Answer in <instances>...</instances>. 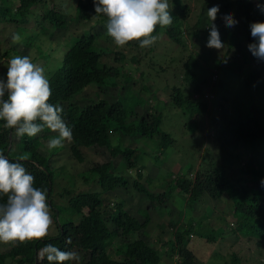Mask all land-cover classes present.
<instances>
[{"label":"trees","instance_id":"1","mask_svg":"<svg viewBox=\"0 0 264 264\" xmlns=\"http://www.w3.org/2000/svg\"><path fill=\"white\" fill-rule=\"evenodd\" d=\"M258 3L264 4V0H204L196 20L190 27L193 36L203 30L204 21L207 20V6L211 8L219 4L225 15L230 13V5L233 7L234 17L239 23L225 30L228 35L226 36L233 41L227 45L220 64L231 48L241 52L247 49V53L243 52L246 55L242 57V62L236 64L234 74L242 79L237 70L244 64L251 65V73L242 80H245L246 87L250 88L249 103L257 100L264 111V95L261 99L252 95L254 88L257 90L256 94L259 93L258 86L264 93V61H258L247 47L253 42L250 23L264 21V12L258 9ZM189 12L190 6L185 1L180 17L172 15L173 21L180 20L179 24L173 23L166 28L157 25L153 34L162 29V33L170 39L185 45L181 16L186 20ZM30 14L37 28L24 32L27 38L24 46L30 48L45 44L43 57H31L34 63L48 55L45 51L52 48L47 46L52 38V29L66 26L67 19L73 20L77 16L81 20H89L92 17L96 23L107 21L106 16L95 15L92 0H0V23H14L19 29L21 24L29 23ZM95 22H91L88 30L84 29L78 33L70 44L66 37L64 41L60 39L65 44V50L57 68L47 69V60L40 65L46 70L53 90L50 102L63 107V118L73 130V141L68 147L71 157L82 161L81 149L94 146L109 149L111 155H121L126 169L135 172L133 188L140 192L142 197L148 198L151 202L150 208L162 204L173 194L178 196L182 210H179L180 216L177 220L169 222L172 237L158 241V247H153L145 235L148 216L134 215L130 208L125 206L123 199L109 203L101 197L107 191L117 187L126 188L128 185L127 178L122 172L115 173L114 165L109 161L88 170L93 174L94 182H87L98 184V189L78 191L67 199L71 218L58 222L54 235H48L41 241H27L22 244L17 242L8 251L0 253V264L9 260L16 264H48L46 258L42 261L38 259L46 243L55 244L64 251L79 252L82 257L80 264H156V260L162 255H166L176 264H264V187L260 183L264 179V117L251 114L245 106L237 107L231 111V115L224 116L222 112L227 107L220 101L218 111L221 112L217 116L219 119L211 116L212 119L206 121L204 115L209 110V103L200 99L203 83L198 80L194 71L197 55L189 54L184 62V77L192 85L186 89L178 84L173 85L167 104L171 109H179L183 114L196 112L195 127L192 128L191 123L185 122L184 118L181 123L187 134L201 135L194 144L198 148L201 161L199 164L194 163L197 166L187 168L184 174L176 176L161 193L155 192L144 184V180L141 181L145 166L138 163L140 153L136 147L124 149L117 143L118 139L123 135L131 137L139 134L160 142L166 140L170 145L175 142L169 133L170 130L164 128V115L157 112L156 106L136 121L128 120L139 100L129 96L125 80H118L120 67L108 66L102 62L101 58L107 52L96 46L98 34L92 30ZM222 25L223 22L219 23V26ZM60 40H55V49L61 45ZM52 50L49 49L48 52ZM17 55L23 56L17 47H5L0 51V59L6 61L3 66L7 67V62ZM115 58L123 60L124 55L122 52H116ZM216 77L215 69L213 81ZM111 86L120 91L115 98L108 90ZM240 86L243 87V84ZM87 89L93 90V98L85 97L84 92ZM204 96L208 100L215 97L211 93ZM45 130L50 131L47 128ZM113 134L116 135L117 143L114 145L111 142ZM14 137L16 136L13 130L5 129L4 121H0V151L12 160L18 156L27 157L22 163L34 176V187L46 189L49 199L53 189L54 171L51 169V163L40 152L43 150V136H25L19 138L20 143L16 145L13 143ZM63 149L64 147L57 150ZM212 149L216 151L212 152ZM159 154L157 150L155 158ZM198 156L197 154L196 158ZM205 194L214 200L227 196L234 205V210L227 206L230 220L225 222L223 215L220 220L224 221V225L221 228L211 223L205 226L196 217H189L186 213V209L188 211L196 207ZM6 199V196H0V203L6 202ZM109 223L114 225L115 233L123 238L116 250V258L110 255L104 243L93 246H88L87 243L89 235L92 234H100L104 241L108 240L112 235ZM69 238L71 243L67 242ZM243 242H249V245L247 244L246 251L241 252L242 249L235 246ZM251 246L254 250L250 249ZM65 264L74 262L66 261Z\"/></svg>","mask_w":264,"mask_h":264},{"label":"rangeland","instance_id":"2","mask_svg":"<svg viewBox=\"0 0 264 264\" xmlns=\"http://www.w3.org/2000/svg\"><path fill=\"white\" fill-rule=\"evenodd\" d=\"M185 1L190 6V12L186 20L181 16L183 20L181 29L185 45L176 43L165 33H162L163 31L160 29L158 33L153 34L158 35L159 39L150 48H140L138 41H131L123 47H118L114 44L112 38L107 35V21L96 23L92 17L89 20H81L76 16L73 20L67 19L66 26L52 29L51 37L53 39L51 38L47 46L50 45L52 48L49 49L53 50L48 52V49L45 51L48 55L43 59L39 58L36 63L43 65L45 60H47V69L53 70L57 68L61 64V57L65 50V48H63L65 44L62 42L63 39L65 40L64 37L69 39L68 42L70 44L78 33H81L84 29L88 30L87 27L91 22L96 23L92 28V30L98 34L96 46L107 52V54L101 58L102 62L108 66L114 65L120 67V76H118V80H125L129 88V96L133 99L138 98L139 100V104L134 105L132 114L128 117V120L136 121L137 118L141 115H146L147 111L151 112V109L156 106L157 112L164 115L162 120L164 128L170 130L169 133L173 137V142H175L173 145H170L171 143L169 144L165 139V141L160 142L157 139L139 134L131 137L123 135L117 142L119 146L124 149L136 147L140 153L138 163H142L145 166V170L142 171L143 177L141 181L144 180V184L151 187L155 192L160 193L172 180L176 179V176L184 174L187 168L193 166L194 163L199 164L201 161L198 148L194 145L201 135L198 133H193L191 134L192 136L187 134V130L182 127L181 123L182 118H184L185 122L189 121L191 123L192 128L195 127L194 122L197 121L194 119H197L196 112L192 114H183L179 109H171L169 104H167L172 93L173 85L178 84L185 89L190 88L192 85V83L184 77V62L189 54L193 55L194 53L195 56L197 55V64L194 67V71L198 80L203 83L200 99L206 100L209 103V110L206 115H204L206 121L212 119L211 116H215L214 119H219L217 116H219L221 112L218 111L220 101L223 102V106L225 104L224 107H227V109H224V112H222L224 116L227 114L228 116L231 115V111L237 107L245 106L251 114L264 117V111L260 108V102L252 100L249 103V94L251 96L250 88L246 87L245 80H242L243 77L249 76L251 73V65L244 64L237 70V74H240L242 79L237 78L234 74L236 64L242 62V57L246 55L243 54V52L247 53V49L245 48L243 52H241L236 51L235 48H231L222 61V64H220L221 58L227 50V45L229 46L233 41L232 38L227 37L228 35L225 30L228 27L225 26L224 21L221 19L225 13L220 10V15L215 21V23L218 24L220 36L225 46L223 50L208 48L206 47V42L209 37V30L207 27L208 21H204L203 30H200L197 36L191 35L192 30L190 27L196 20L204 0H170V3L173 4L171 14L180 17L179 14L182 13V4ZM208 8H210V6H207L206 10H208ZM230 13L235 15L231 5ZM179 21L176 19L173 23L179 24ZM221 22H223V25L219 26ZM20 26L21 27L18 29L14 23H0V51L5 47L13 45L17 47L23 56L26 55L30 57V59L35 56L43 57V49L45 50L43 46H45V44H39L41 48H39V45L35 47L31 46L30 48L24 46V41L27 39L24 32L29 29L32 30L37 28L32 14H30L29 23L25 25L21 24ZM13 32L21 34L22 43H12L11 35ZM55 40H60L61 42V45H58L56 49ZM33 44L36 45L38 43ZM116 52H122L124 59H116ZM5 62V59H0V77L6 78L7 67L3 66L6 65ZM215 69L217 77L213 81ZM262 79L264 78L262 77ZM240 84H243V87H241ZM257 88L259 93L256 94L257 90L254 88L252 95L257 99H261L264 93L260 91V86ZM108 90L111 92L113 98L120 93L115 86H111ZM117 90L118 92H116ZM206 93L214 94L215 97L208 100L204 96ZM84 94L85 97L93 98V90L91 89H87ZM121 94H123L122 91ZM220 120L222 121L223 119ZM209 133L211 134V132ZM38 135L43 136L44 142L43 150H40V152L47 158V161L51 163V169L54 171L52 193L49 199L47 198L53 218V224L49 228L48 235H54L56 233V224L58 222L60 223L71 218L67 199L72 194L88 189H98V184L95 183L93 185L87 182H94L92 177L93 174L88 170L98 164H105L111 161L114 165V172H122L128 180V185L126 188L117 187L112 191H107L103 193L101 197L109 203H114L117 199H123L125 206L129 207L134 215L137 217L148 216L149 222L145 230V235L149 238L153 247H158V241L167 240L172 237V229L169 222L177 220L182 210V206L179 205L180 201L176 194H173L171 198L169 197L163 201L162 204L150 208L149 205L151 202L148 201V198L142 197L143 195L133 188L132 181L135 178V172L134 170L130 171L126 169L121 155L118 154L114 156L108 152L109 149L107 150V148H98L94 146L88 149H81L83 160L79 161L70 156L68 150L69 143H65L63 150L58 151V148L52 149L51 151L48 150L45 143L47 142L48 144V141L56 136L57 133L44 130ZM115 136L116 135L113 134L111 139L113 145L117 144ZM18 142L20 143L19 138L14 137V145L18 144ZM214 149H212V152ZM157 150H159L160 154L155 158ZM197 154L199 155L198 158H196ZM196 164L194 167L197 166ZM207 195L208 194L204 195L196 207L188 211L186 209V213L189 217H196V219L201 221L205 226H209V223H211L221 228L222 225H224V221L220 220L223 215L225 222L230 220V215L227 214V206L234 210V205L227 196H223L219 200H214ZM187 215H184V217H187ZM108 227L112 231V235L108 240L104 241L100 234H92L89 235L87 243L88 246L104 243L110 255L116 258V250L119 248L121 239L123 238L120 234L115 233L113 224L109 223ZM247 244L249 245V242H247ZM247 244L243 242L237 244L235 247L242 249L241 252H244L246 251ZM12 246L13 245L0 243V253L8 251ZM253 248V246L250 247V249L254 250ZM227 251L228 249L226 248V252ZM5 264L16 263L9 260ZM156 264L176 263L166 255H162L156 260Z\"/></svg>","mask_w":264,"mask_h":264},{"label":"clouds","instance_id":"3","mask_svg":"<svg viewBox=\"0 0 264 264\" xmlns=\"http://www.w3.org/2000/svg\"><path fill=\"white\" fill-rule=\"evenodd\" d=\"M95 15L107 17L106 31L118 47L138 41L140 48H150L159 39L153 35L156 26L170 27L174 17L170 0H92ZM264 12V4H257ZM220 12L219 4L207 10L209 37L206 47L223 50L225 44L215 21ZM225 26L232 28L239 21L232 13L223 15ZM250 35L253 42L248 50L258 60L264 61V21L251 22ZM13 44L22 43L20 33L11 35ZM53 90L46 70L28 56H14L7 62L6 78L0 77V121L5 129L14 130L17 138L36 137L45 128L57 133L48 141V149L63 148L73 141V130L63 118V107L50 102ZM18 156L12 160L0 151V243L16 245L17 242L41 241L48 237L53 224L51 209L47 202V190L34 187L35 178L28 172ZM264 187V179L261 180ZM71 243L70 238L67 241ZM46 258L48 264H80L77 251H64L57 245L46 243L38 259Z\"/></svg>","mask_w":264,"mask_h":264},{"label":"crops","instance_id":"4","mask_svg":"<svg viewBox=\"0 0 264 264\" xmlns=\"http://www.w3.org/2000/svg\"><path fill=\"white\" fill-rule=\"evenodd\" d=\"M46 144V146L48 147V144H47V142L45 143ZM42 148L44 147V142H42ZM49 150V149H48Z\"/></svg>","mask_w":264,"mask_h":264}]
</instances>
